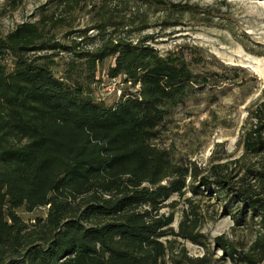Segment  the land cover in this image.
<instances>
[{"label":"trees","instance_id":"trees-1","mask_svg":"<svg viewBox=\"0 0 264 264\" xmlns=\"http://www.w3.org/2000/svg\"><path fill=\"white\" fill-rule=\"evenodd\" d=\"M87 6L57 0L60 13L45 9L0 33V264H207L175 247L176 238L206 246L196 213L184 211L175 230L174 212H162L174 194L203 193L200 185L235 225L259 226L248 251L224 234L215 244L233 264H264V100L243 143L261 167L240 175L226 163L203 171L178 161L158 143L163 127L214 77L182 51L160 53L151 36L131 39V24L113 12L73 29ZM108 58L107 76L124 83L112 104L96 94ZM40 209L46 215L30 222L20 212Z\"/></svg>","mask_w":264,"mask_h":264},{"label":"rangeland","instance_id":"rangeland-1","mask_svg":"<svg viewBox=\"0 0 264 264\" xmlns=\"http://www.w3.org/2000/svg\"><path fill=\"white\" fill-rule=\"evenodd\" d=\"M83 1L88 6L74 12L73 29L93 27L101 14L113 12L114 20L131 24V39L151 36L148 43L160 53L182 51L195 72L214 77L194 97L172 109L159 145L169 148L178 161L203 171L215 163H226L229 173L240 175L248 167H261L263 157L243 156V143L253 123L250 111L264 100V0H150L129 1L126 6L123 0ZM56 3L0 0V33H8L23 21L36 20L42 10L52 8L60 13ZM95 34L94 30L88 32ZM57 37L62 38L63 32ZM112 64L114 60L108 58L98 73L103 83L110 81L107 68ZM96 94L100 96L102 91L97 89ZM118 99L111 93L104 101L112 104ZM199 189L203 193L187 189L183 195L174 194L162 210L174 212L175 230L184 211H194L201 221L199 231L205 235L206 246L175 237L176 250L184 246L193 259L206 256L207 264H233L214 238L224 234L239 250L248 251L259 226L251 221L235 225L215 194L203 185ZM20 212L28 222L35 215H46V209Z\"/></svg>","mask_w":264,"mask_h":264},{"label":"built area","instance_id":"built-area-1","mask_svg":"<svg viewBox=\"0 0 264 264\" xmlns=\"http://www.w3.org/2000/svg\"><path fill=\"white\" fill-rule=\"evenodd\" d=\"M110 81L106 83H101L99 89L102 91V94L99 96L101 100H104L105 95L116 93L119 97L122 93V87L124 83L122 82L121 77L109 78Z\"/></svg>","mask_w":264,"mask_h":264}]
</instances>
